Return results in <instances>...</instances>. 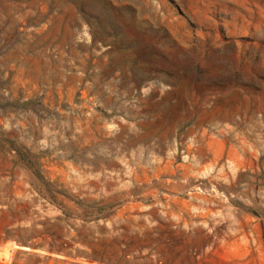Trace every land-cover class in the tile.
<instances>
[{"label":"rangeland","instance_id":"374dc122","mask_svg":"<svg viewBox=\"0 0 264 264\" xmlns=\"http://www.w3.org/2000/svg\"><path fill=\"white\" fill-rule=\"evenodd\" d=\"M0 264H264V0H0Z\"/></svg>","mask_w":264,"mask_h":264},{"label":"water","instance_id":"95a60500","mask_svg":"<svg viewBox=\"0 0 264 264\" xmlns=\"http://www.w3.org/2000/svg\"><path fill=\"white\" fill-rule=\"evenodd\" d=\"M24 248H29V247H24Z\"/></svg>","mask_w":264,"mask_h":264}]
</instances>
